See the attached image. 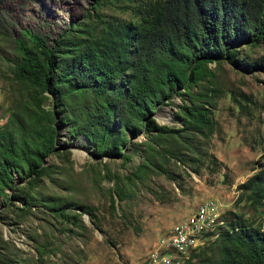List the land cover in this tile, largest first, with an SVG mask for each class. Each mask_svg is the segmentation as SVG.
I'll list each match as a JSON object with an SVG mask.
<instances>
[{"label": "rangeland", "instance_id": "rangeland-1", "mask_svg": "<svg viewBox=\"0 0 264 264\" xmlns=\"http://www.w3.org/2000/svg\"><path fill=\"white\" fill-rule=\"evenodd\" d=\"M89 1L0 0L1 126L18 108L21 94L34 93L35 85L19 78L15 66L22 58L19 42L38 51L33 33L51 44L70 24L95 31L100 20L133 22V7L150 0H103L95 8ZM238 51L250 63L264 54V39L240 45ZM181 92L183 99L173 94L159 104L151 115L154 122L180 128L178 105L184 100L207 109L210 129L203 132L209 133L126 130L121 156L95 154L83 133L61 123L66 109L76 113L79 122L85 120L78 115L88 100L85 96H71L60 104L51 95L43 97L39 106L55 118L54 145L44 155L38 177L26 182L13 171L12 189L3 188L0 264H52L57 257L68 262L87 255L123 262L145 259L163 236L170 239L204 206L211 212L209 230H203L189 258L177 254L172 264H211L224 240L215 237L218 226L224 225L223 213L231 222L264 230V199L237 188L264 159V69L226 60L207 62L200 77ZM215 200L222 203L221 213L215 211Z\"/></svg>", "mask_w": 264, "mask_h": 264}, {"label": "trees", "instance_id": "trees-1", "mask_svg": "<svg viewBox=\"0 0 264 264\" xmlns=\"http://www.w3.org/2000/svg\"><path fill=\"white\" fill-rule=\"evenodd\" d=\"M102 1L89 2L95 8ZM133 11L136 21L100 20L95 31L70 24L51 44L33 33L38 51L19 42V78L35 86L34 93L21 94L18 108L0 125V195L4 187L12 189L13 171L26 182L43 172V157L53 148L55 134L53 112L39 106L46 95L55 104L85 96L88 100L78 113L85 120L79 122L77 114L66 109L61 123L83 133L95 154L121 156L126 130L209 133L203 132L210 129L203 105L181 100L180 128H167L151 117L173 94L183 99L181 90L200 77L207 62L226 60L264 69V54L250 63L238 56V46L264 39V0H150ZM185 145L190 147L189 142ZM237 188L264 199V159ZM220 220L224 225L216 227L215 237L224 240L211 264H264V230L231 222L224 213Z\"/></svg>", "mask_w": 264, "mask_h": 264}, {"label": "built area", "instance_id": "built-area-1", "mask_svg": "<svg viewBox=\"0 0 264 264\" xmlns=\"http://www.w3.org/2000/svg\"><path fill=\"white\" fill-rule=\"evenodd\" d=\"M213 203L215 211L220 212L224 209L221 202L215 200ZM190 241L192 240H189V225H186L184 229L174 231V239H166V236H163L160 243L152 248V254L146 255V258H151L152 264H171L175 262L177 253H188ZM177 242H185V249H177Z\"/></svg>", "mask_w": 264, "mask_h": 264}, {"label": "bare ground", "instance_id": "bare-ground-1", "mask_svg": "<svg viewBox=\"0 0 264 264\" xmlns=\"http://www.w3.org/2000/svg\"><path fill=\"white\" fill-rule=\"evenodd\" d=\"M204 207L200 208L195 219H192L191 221L187 220L181 223L176 228V229H184L186 225H189V240H192L189 242L188 253H177V254H182V255L189 254L199 244V241L202 237L203 230H209V229H206V221L208 217L210 216V212L207 207L205 208ZM222 211L223 209L220 212L219 211L218 212L221 213ZM170 239H174V232L171 234ZM177 249H185V242H177ZM147 259L151 260V258H147ZM175 262H176V257H175Z\"/></svg>", "mask_w": 264, "mask_h": 264}, {"label": "crops", "instance_id": "crops-1", "mask_svg": "<svg viewBox=\"0 0 264 264\" xmlns=\"http://www.w3.org/2000/svg\"><path fill=\"white\" fill-rule=\"evenodd\" d=\"M34 263V262H33ZM36 264V263H34ZM52 264H148L146 258L144 259H130L128 262H123L117 258L105 259V258H90L89 255L81 258H72L68 262H64L61 258L57 257L54 259Z\"/></svg>", "mask_w": 264, "mask_h": 264}]
</instances>
